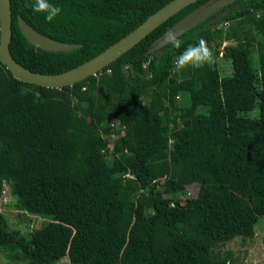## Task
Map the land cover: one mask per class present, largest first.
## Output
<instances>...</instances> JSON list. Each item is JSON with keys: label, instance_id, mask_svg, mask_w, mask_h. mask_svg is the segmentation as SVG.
<instances>
[{"label": "trees", "instance_id": "16d2710c", "mask_svg": "<svg viewBox=\"0 0 264 264\" xmlns=\"http://www.w3.org/2000/svg\"><path fill=\"white\" fill-rule=\"evenodd\" d=\"M173 0H49L48 23L30 0L12 2L13 58L60 74L94 58ZM185 8L96 76L49 89L16 80L0 62V200L48 218L29 238L0 213V250L26 264H235L214 249L253 239L264 216V0H237L184 34L182 46L151 53ZM229 10L222 26L212 20ZM82 47L48 52L17 19ZM228 26V27H227ZM205 39L216 62L174 67ZM231 61L222 75L219 63ZM257 52V61L254 53ZM256 108L259 115H250ZM119 123V125H118ZM116 125L121 137L108 145ZM197 197L182 200L187 186Z\"/></svg>", "mask_w": 264, "mask_h": 264}, {"label": "water", "instance_id": "95a60500", "mask_svg": "<svg viewBox=\"0 0 264 264\" xmlns=\"http://www.w3.org/2000/svg\"><path fill=\"white\" fill-rule=\"evenodd\" d=\"M198 1L199 0H173L148 17L145 22L135 28L131 33L118 40V42L111 45L94 58L66 72L49 75L33 72L13 58L10 50L13 24L12 2L11 0H0V62L6 66L7 70H9L18 81L49 89L73 87L89 77L98 75L109 65L117 62L119 58L137 46L158 27ZM236 1L237 0H209L200 5L179 20L174 26L169 28L166 33L155 42L150 52H158L159 56H161L163 54L161 49L168 45L165 43L164 36L169 31H174L178 36L182 37L184 34L190 32V30L215 16ZM228 13L229 10H226L215 17L210 27L217 26V24L223 22ZM17 23L25 39L41 50L65 53L78 50L82 47L80 44L61 42L39 33L29 23H26L21 16L18 17Z\"/></svg>", "mask_w": 264, "mask_h": 264}, {"label": "rangeland", "instance_id": "374dc122", "mask_svg": "<svg viewBox=\"0 0 264 264\" xmlns=\"http://www.w3.org/2000/svg\"><path fill=\"white\" fill-rule=\"evenodd\" d=\"M222 22L217 24V26H222ZM228 27V26H227ZM234 42H225L221 46V54L219 55V63L222 69V75L228 76L232 73L231 61L224 59L223 52L228 46L234 45ZM255 61H257V52L254 53ZM252 117H257L259 115V109L256 108L250 113ZM119 125V123H118ZM116 125L113 133L109 135V149H112V142L122 136L123 129ZM199 191V185L194 184L187 186L185 192L182 193L181 198L183 201L186 198L197 197ZM7 200L3 202L0 201V213H2L7 219L9 230H20L23 235L29 238V234L35 230L41 228L46 222L50 220L48 218H40L33 215L23 214L15 207L14 198L8 194ZM256 227V234L253 239L243 240L242 238H236L233 241L222 244L216 249H214V254L216 257L221 258L227 254H231L235 264H264V216L259 218ZM0 264H26L23 259H16L15 257L8 259L0 250ZM59 264H71L68 258H64Z\"/></svg>", "mask_w": 264, "mask_h": 264}, {"label": "clouds", "instance_id": "9594fccd", "mask_svg": "<svg viewBox=\"0 0 264 264\" xmlns=\"http://www.w3.org/2000/svg\"><path fill=\"white\" fill-rule=\"evenodd\" d=\"M28 7L33 13L44 14V18L48 23H52L62 14L63 9L59 5L49 2V0H30ZM165 43L173 48H180L182 40L174 31H169L164 36ZM216 62V56L213 49L205 39H200L198 43L188 45L185 50L175 58L174 67L182 70L188 66L193 68H201L204 65L213 66Z\"/></svg>", "mask_w": 264, "mask_h": 264}, {"label": "built area", "instance_id": "2783aa9c", "mask_svg": "<svg viewBox=\"0 0 264 264\" xmlns=\"http://www.w3.org/2000/svg\"><path fill=\"white\" fill-rule=\"evenodd\" d=\"M8 194H9L8 191H4L3 198L0 201L3 202L4 200H7V203H8L9 202L8 199H7L8 198Z\"/></svg>", "mask_w": 264, "mask_h": 264}]
</instances>
